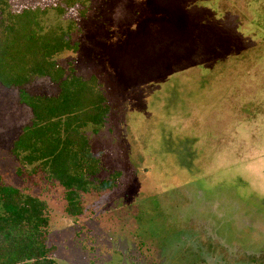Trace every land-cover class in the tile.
I'll use <instances>...</instances> for the list:
<instances>
[{"label": "rangeland", "instance_id": "1", "mask_svg": "<svg viewBox=\"0 0 264 264\" xmlns=\"http://www.w3.org/2000/svg\"><path fill=\"white\" fill-rule=\"evenodd\" d=\"M1 9L64 8L63 0H0ZM54 9L74 22L57 62L96 76L110 105L84 130L111 189L65 213L63 189L17 173L9 155L31 119L0 85V175L45 200L46 245L58 264H264V0H90ZM69 74V73H68ZM25 90L55 95L48 79Z\"/></svg>", "mask_w": 264, "mask_h": 264}, {"label": "trees", "instance_id": "2", "mask_svg": "<svg viewBox=\"0 0 264 264\" xmlns=\"http://www.w3.org/2000/svg\"><path fill=\"white\" fill-rule=\"evenodd\" d=\"M64 8H25L18 13L1 9L0 85L18 90V101L29 108L31 119L12 140L9 155L17 173L43 175L64 192L65 213H82L81 196L113 187L99 180L101 161L92 152L84 130L98 133L110 113V105L96 76L81 78L56 60L65 51L76 52L71 42L74 22L66 27H45L50 10L63 14L77 5L84 18L90 0H63ZM0 4L7 6L3 1ZM69 73V74H68ZM55 84V95L32 94L25 87L36 79ZM45 200L23 189L6 185L0 175V264H58L46 245L50 217Z\"/></svg>", "mask_w": 264, "mask_h": 264}]
</instances>
